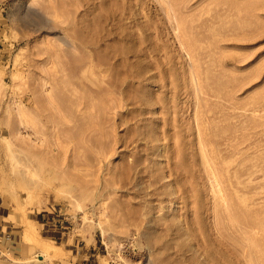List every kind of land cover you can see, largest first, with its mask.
<instances>
[{
	"label": "rangeland",
	"instance_id": "374dc122",
	"mask_svg": "<svg viewBox=\"0 0 264 264\" xmlns=\"http://www.w3.org/2000/svg\"><path fill=\"white\" fill-rule=\"evenodd\" d=\"M0 205L27 264H264V0H0Z\"/></svg>",
	"mask_w": 264,
	"mask_h": 264
},
{
	"label": "crops",
	"instance_id": "0c3cea01",
	"mask_svg": "<svg viewBox=\"0 0 264 264\" xmlns=\"http://www.w3.org/2000/svg\"><path fill=\"white\" fill-rule=\"evenodd\" d=\"M4 205L5 204L3 200ZM10 217H13L10 219ZM0 218H4L0 222V247L4 248L8 253L14 258H21L24 253V232L18 228V216L17 214L5 213L1 209L0 205ZM22 219V216H21ZM36 222V221H35ZM39 226L42 227L38 222ZM45 224V223H44ZM52 240H65L67 244H73L74 248L66 249L74 256L75 261L74 264H99L100 259V251L98 249L97 242H92L90 245L82 244V246L78 243V240L70 239V237H65L64 232L56 235H51ZM64 251V249H63Z\"/></svg>",
	"mask_w": 264,
	"mask_h": 264
},
{
	"label": "bare ground",
	"instance_id": "6f19581e",
	"mask_svg": "<svg viewBox=\"0 0 264 264\" xmlns=\"http://www.w3.org/2000/svg\"><path fill=\"white\" fill-rule=\"evenodd\" d=\"M44 148H43V152L45 153ZM47 151H48V153L47 152L46 153L49 155V153L51 151L49 152V149ZM42 153H40L41 154L40 156L44 155L43 156V158H44L47 154L43 153V155H42ZM44 159L47 160L48 157H47V159L46 158H44ZM44 159H43V161H44ZM31 165H33V164H31ZM29 167H30V164H29ZM32 169H33V166H31V170ZM31 170H30V172H31ZM35 171H37V170H35ZM31 174H33V173H31ZM98 188H99V186H98ZM25 190H26V193H27L28 197H31L34 194L35 187H34V185H29V186L25 187ZM3 193L5 194V199L8 200L9 197L11 196L10 193L7 190H5V189H3ZM97 197H98V195H97ZM6 202H5V204H7ZM25 212L26 211H23V218H22L23 219V226H24V236H23V239H24V253H23V256L21 257V259H15L13 257V259L15 261L12 260V262H14V263L17 262V263H20V264L26 263L27 261L25 259L28 258L30 252H32V250H34L36 248V246H38V244H40V246L41 245L42 246H41V248L38 247V248H40L38 250V251H40V253L38 254L37 263L38 262L42 263V262L46 261L48 256L56 257L58 255V253L63 252V248L62 247L58 246L57 244H54L53 241H48V240H46V239H44V238H42L40 236L37 222H35L34 220H30V219L26 218V213ZM43 243L46 246H43Z\"/></svg>",
	"mask_w": 264,
	"mask_h": 264
}]
</instances>
